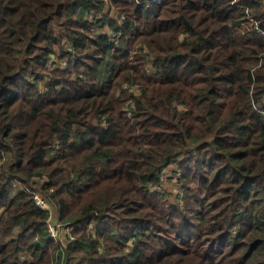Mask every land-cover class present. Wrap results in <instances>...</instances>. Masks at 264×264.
Here are the masks:
<instances>
[{
  "label": "trees",
  "instance_id": "16d2710c",
  "mask_svg": "<svg viewBox=\"0 0 264 264\" xmlns=\"http://www.w3.org/2000/svg\"><path fill=\"white\" fill-rule=\"evenodd\" d=\"M247 16L264 0H0V264H264ZM172 162L181 206L154 189Z\"/></svg>",
  "mask_w": 264,
  "mask_h": 264
},
{
  "label": "rangeland",
  "instance_id": "374dc122",
  "mask_svg": "<svg viewBox=\"0 0 264 264\" xmlns=\"http://www.w3.org/2000/svg\"><path fill=\"white\" fill-rule=\"evenodd\" d=\"M234 1V0H233ZM248 12V10H247ZM250 12V11H249ZM249 12L247 13V15H249ZM111 14L114 15L115 17L121 16L119 14H117L115 12V10L111 11ZM122 17H118L119 22L122 20ZM255 19L251 18L250 16L245 17V19L241 22L240 26H238L237 28H235L234 33L236 34V36H240L244 35L245 32L255 28ZM107 30L110 31L107 26L103 28V31ZM257 30V29H256ZM136 52L139 53L140 51L136 48ZM54 58H52V60L49 61L48 65L50 67L51 65V61L53 62ZM65 60L59 61L61 62V65L64 64ZM64 66V65H63ZM137 92V88L134 89ZM185 158V156L183 157ZM183 158L179 159L178 161H181ZM177 161V162H178ZM177 162H172L170 164H168L162 171V177H161V186L157 187L154 186V189H158V190H162V192H164V194L166 195V197L168 198V200L172 201L173 203L177 204V205H182V201H181V196L183 195V191H182V185L179 183L178 180V175H181V169L179 168V165ZM45 179V177H43ZM180 198L179 202L177 203L178 199ZM51 212L53 213L52 216V220L54 222H56V208H50ZM63 225V226H62ZM60 226V229L58 230L60 232V240H65L66 238V233L68 232V226L62 224ZM91 230V228H90ZM58 236V235H57ZM61 244V243H60ZM63 244V243H62ZM80 258H72V260L74 261H78ZM82 264H86V263H82Z\"/></svg>",
  "mask_w": 264,
  "mask_h": 264
},
{
  "label": "built area",
  "instance_id": "2783aa9c",
  "mask_svg": "<svg viewBox=\"0 0 264 264\" xmlns=\"http://www.w3.org/2000/svg\"><path fill=\"white\" fill-rule=\"evenodd\" d=\"M256 29H257V31L258 32H261L263 35H264V31H262L257 25H256V23H255V26H254ZM33 197H34V199H35V201H36V203L38 204V206L40 207V208H42V209H49L50 210V216L48 217V219H47V222H46V224H47V228H48V230H49V234L53 237V238H55L57 241H58V243L60 244L61 242H62V240H60V232L58 231L59 229H60V226L62 225V224H64V225H67V224H65V223H63V222H61V221H59L57 218H55L56 219V222H54L53 220H52V216H53V213L51 212V204L49 203V201L47 200V199H45L44 198V196H43V193L39 190V188L37 187L35 190H34V192H33ZM177 202H179V201H177ZM53 208V207H52ZM63 226V225H62ZM68 226V232L66 233V235H69L68 236V240H70V239H73V235H72V229H73V227H72V225H67ZM58 235V236H57ZM70 238V239H69ZM65 240H66V238H65Z\"/></svg>",
  "mask_w": 264,
  "mask_h": 264
}]
</instances>
